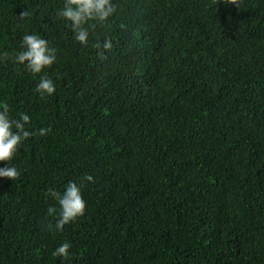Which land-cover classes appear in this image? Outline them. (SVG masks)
I'll list each match as a JSON object with an SVG mask.
<instances>
[{"label":"trees","instance_id":"1","mask_svg":"<svg viewBox=\"0 0 264 264\" xmlns=\"http://www.w3.org/2000/svg\"><path fill=\"white\" fill-rule=\"evenodd\" d=\"M114 2L85 47L63 0H0V52L25 32L57 50L43 99L39 75L0 62L10 116L52 129L0 179V264H264V0ZM86 175L84 216L50 229L49 190Z\"/></svg>","mask_w":264,"mask_h":264},{"label":"clouds","instance_id":"2","mask_svg":"<svg viewBox=\"0 0 264 264\" xmlns=\"http://www.w3.org/2000/svg\"><path fill=\"white\" fill-rule=\"evenodd\" d=\"M230 3L238 6L236 0H230ZM116 12L117 5L114 0H63V7L57 11V17L66 22L73 33V39L86 47L89 43L90 29H94L97 23L106 26ZM28 15L29 13L25 11L21 13L20 18L23 19ZM94 47L99 49L101 45L97 43ZM102 47L105 51L112 49V40L106 38ZM56 51L40 34L25 32L19 50L11 56L7 52H0V62L11 60L16 66H23L32 75H39L35 93L43 99L52 96L56 91L55 82L46 74H42L56 63ZM18 116V119L12 118L8 104L0 102V162L7 164L5 167H0V179L17 180L21 173L11 162L23 143L37 134L46 136L52 131L51 127H40L38 130L30 131L26 126H30L31 117L26 113H19ZM93 179L92 175H86L80 183L69 181L62 192L49 190V195L56 201L55 205L46 209V219L52 217L55 221L54 225L51 223L48 225L50 229L63 232L65 225L84 216L86 200L82 189L85 181L90 183ZM71 248L72 244L64 241L52 251L51 255L68 261Z\"/></svg>","mask_w":264,"mask_h":264}]
</instances>
